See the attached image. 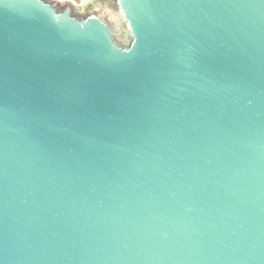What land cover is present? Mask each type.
Here are the masks:
<instances>
[{"label":"water","instance_id":"water-1","mask_svg":"<svg viewBox=\"0 0 264 264\" xmlns=\"http://www.w3.org/2000/svg\"><path fill=\"white\" fill-rule=\"evenodd\" d=\"M113 2L0 0V264H264V0Z\"/></svg>","mask_w":264,"mask_h":264},{"label":"rangeland","instance_id":"rangeland-1","mask_svg":"<svg viewBox=\"0 0 264 264\" xmlns=\"http://www.w3.org/2000/svg\"><path fill=\"white\" fill-rule=\"evenodd\" d=\"M63 1H66V2L70 1V2H72L73 4L78 5V4L88 3V2H90L91 0H63Z\"/></svg>","mask_w":264,"mask_h":264},{"label":"flooded vegetation","instance_id":"flooded-vegetation-1","mask_svg":"<svg viewBox=\"0 0 264 264\" xmlns=\"http://www.w3.org/2000/svg\"><path fill=\"white\" fill-rule=\"evenodd\" d=\"M60 1V0H59ZM104 1H108V2H110V4H112V6H113V4H114V0H104ZM67 3V2H66ZM91 11V8H88L87 9V12L85 13V14H88L89 12ZM85 14H83V15H85Z\"/></svg>","mask_w":264,"mask_h":264}]
</instances>
